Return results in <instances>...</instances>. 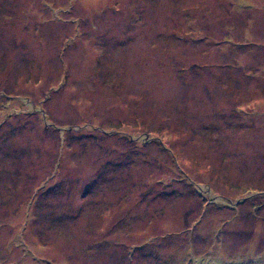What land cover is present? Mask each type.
<instances>
[{"label": "rangeland", "instance_id": "rangeland-1", "mask_svg": "<svg viewBox=\"0 0 264 264\" xmlns=\"http://www.w3.org/2000/svg\"><path fill=\"white\" fill-rule=\"evenodd\" d=\"M262 54L264 0H0V264H264Z\"/></svg>", "mask_w": 264, "mask_h": 264}, {"label": "crops", "instance_id": "crops-1", "mask_svg": "<svg viewBox=\"0 0 264 264\" xmlns=\"http://www.w3.org/2000/svg\"><path fill=\"white\" fill-rule=\"evenodd\" d=\"M261 56H263L262 59H261V63H262V62H264V59H263V58H264V55L262 54ZM17 196H18V195L15 194V197H17ZM11 197H13V194L11 195ZM19 217H20V215H19ZM19 232H21V231H18V230H17L15 233L12 231L13 234H16V233H19Z\"/></svg>", "mask_w": 264, "mask_h": 264}]
</instances>
